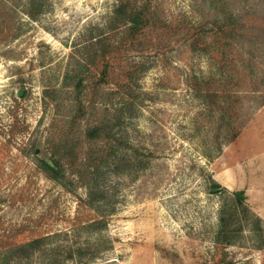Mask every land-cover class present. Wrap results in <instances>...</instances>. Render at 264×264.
<instances>
[{
    "label": "rangeland",
    "instance_id": "1",
    "mask_svg": "<svg viewBox=\"0 0 264 264\" xmlns=\"http://www.w3.org/2000/svg\"><path fill=\"white\" fill-rule=\"evenodd\" d=\"M120 1L45 0L32 21L23 0H0V254L39 236L51 238L44 258L22 264H264V0H138L149 23L131 41L109 30ZM99 33L113 49L97 87L85 47ZM81 78L75 137L121 111L130 147L128 175L101 180L95 227L86 189L37 164H52Z\"/></svg>",
    "mask_w": 264,
    "mask_h": 264
},
{
    "label": "trees",
    "instance_id": "2",
    "mask_svg": "<svg viewBox=\"0 0 264 264\" xmlns=\"http://www.w3.org/2000/svg\"><path fill=\"white\" fill-rule=\"evenodd\" d=\"M23 2L25 15L32 21H37L46 12L45 0H23ZM148 23L149 17L144 5L138 4V0H121L113 10L109 30L114 31L122 26L124 27L122 41H131L147 28ZM104 35L105 33L91 35L89 43L85 47L88 54V64L95 68H102L99 80L96 82L97 87L107 83L110 66L104 60L108 54L112 53L113 49V46L106 42L108 39H104L106 38L103 37ZM83 83L84 79L81 78L74 85L76 109L70 119L69 129L55 141L53 156L51 157L52 164L42 159L38 160L37 164L48 179L58 183L69 192L75 193V189L79 187L86 189L88 207L102 218L90 225V227H95L102 224L104 213L101 208L104 207L105 200L108 198L102 188L101 180L107 172L118 177L130 169V166L127 167L124 163L125 154L130 147L127 145V141H124V138L116 131L123 119L121 111H118V115L113 121L101 122L93 127H88L83 131L81 137H75V127L87 116L85 105L81 99L84 89ZM121 110L123 111V108ZM100 141L105 142L103 147L85 154L84 143L96 144ZM55 158L57 159L55 160ZM64 161L72 168H76L74 180L69 179L61 167V163ZM214 187L220 188L217 184H214ZM235 198L242 206L243 213L247 214L249 210L244 206V195L237 194ZM222 222L224 221L222 220ZM261 222V219L256 217L258 226ZM222 228L221 226L216 235L217 247L223 246L222 241L225 237H222L224 236ZM50 241L51 238L49 237L39 236H32L25 241H15L4 247L6 251L0 254V264H22L25 261L30 262L34 257L42 258ZM232 243L233 241L230 240L226 241L224 245L230 246ZM44 264L57 263L52 261Z\"/></svg>",
    "mask_w": 264,
    "mask_h": 264
},
{
    "label": "water",
    "instance_id": "3",
    "mask_svg": "<svg viewBox=\"0 0 264 264\" xmlns=\"http://www.w3.org/2000/svg\"><path fill=\"white\" fill-rule=\"evenodd\" d=\"M22 94H23V92L22 91H20V93H19V96L21 97L22 96ZM39 153V150L37 151V154Z\"/></svg>",
    "mask_w": 264,
    "mask_h": 264
}]
</instances>
